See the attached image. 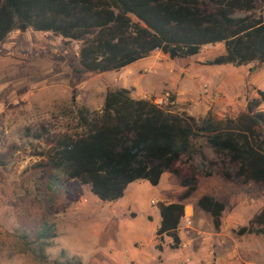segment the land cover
I'll use <instances>...</instances> for the list:
<instances>
[{"label":"rangeland","instance_id":"obj_1","mask_svg":"<svg viewBox=\"0 0 264 264\" xmlns=\"http://www.w3.org/2000/svg\"><path fill=\"white\" fill-rule=\"evenodd\" d=\"M248 14L264 19V1L256 0L251 11H235L233 16ZM77 47L73 41L32 30L12 31L0 43V264H264V235L235 233L264 205L259 186L198 176L196 189L185 200L193 209L179 224V247L169 248V237L162 236L157 249L155 202L177 201V176L164 170L154 186L133 181L120 198L100 201L87 185L59 174L57 181L51 179L39 155L47 142L30 136L41 126L49 135L77 132L76 106L98 110L105 91L119 87L132 88L133 97L151 99L167 92L175 103L163 108L182 111L175 92L196 98L201 87L207 88L202 75L224 66L254 76L244 93L234 89L230 105L218 112L217 105L210 109L222 117L229 107L234 116L256 96L255 89H264V67L203 64L223 51L222 44L215 43L188 58H168L155 50L115 71L75 73ZM258 107L264 110L262 104ZM202 194L224 204L217 231L209 213L196 205ZM44 225L51 226L55 236L48 239L41 259L31 240Z\"/></svg>","mask_w":264,"mask_h":264},{"label":"trees","instance_id":"obj_2","mask_svg":"<svg viewBox=\"0 0 264 264\" xmlns=\"http://www.w3.org/2000/svg\"><path fill=\"white\" fill-rule=\"evenodd\" d=\"M255 1L0 0V43L10 32L26 30L73 41L78 44L75 73L115 71L155 50L168 58H188L215 43L223 51L203 64L264 67V19L233 16L235 11H251ZM131 90H106L98 110L76 106L78 131L73 134L49 135L42 126L30 133L47 142L39 155L51 179L57 181L59 174L87 185L98 200L113 201L133 181L154 186L164 170L177 176V201L155 202L158 249L162 236L169 237V248L179 247L183 200L196 189L198 176L253 183L262 189L264 200V110L258 107L264 104V89H255L256 96L234 116L207 111L200 118L159 107L151 98L132 97ZM196 205L209 213L217 231L224 204L202 194ZM235 233L264 235V205ZM54 236L49 225L34 233L36 256L45 257L43 249Z\"/></svg>","mask_w":264,"mask_h":264},{"label":"crops","instance_id":"obj_3","mask_svg":"<svg viewBox=\"0 0 264 264\" xmlns=\"http://www.w3.org/2000/svg\"><path fill=\"white\" fill-rule=\"evenodd\" d=\"M134 62H132L129 65L135 64ZM224 67H226V68L218 69V70H211V71L206 72L205 75H202V77L207 79V81H208L207 82L208 84L205 85V83H204V86H207V88L201 87L196 94V98L188 99L186 97V94H182V92L176 91L175 92L176 102L178 103L180 110H183L187 114H190L192 116L193 115L194 116L195 115L203 116L206 114L207 111H210V109L214 110L216 105H217L218 107H217L216 111L218 112L219 108L222 109L223 106L230 105L229 103H231V101H232L231 100L232 96L235 94L234 89L238 93H240L239 91L244 93L246 91V88L249 87L248 83L249 82L253 83L254 76H249L245 70L238 69V68H227V66H224ZM247 76H248V79L245 80V78H247ZM251 78H253V79H251ZM135 98H140V97H135ZM187 100H190V102L186 103ZM173 101L175 103L174 99H173ZM262 105L264 106V104H262ZM228 111H229L228 115L230 116V114L232 112V108L228 107ZM217 112H215V113L218 114ZM162 173H161V175H162ZM161 175H160V178H161ZM243 184H246V183H243ZM180 190H181V187H180ZM124 192H125V190H124ZM185 200H186V198L183 200L184 216L181 217V219L178 223L177 233H179L178 232L179 231V224L181 223L182 219L185 217L188 218V216H190L192 209H193L192 205L187 204ZM196 200L197 199H195V202H196ZM157 201L170 202V201L164 200V199H160V200L157 199ZM186 207H188V210ZM187 214H188V216H187ZM187 222L190 223V220L187 219ZM157 224H158V221L155 222V226H157ZM178 236H179V234H178ZM154 242H155V247H156V244L158 243L156 236H154ZM160 248H161V245H160ZM136 252H138V251H136ZM138 254H142V251L138 252Z\"/></svg>","mask_w":264,"mask_h":264},{"label":"built area","instance_id":"obj_4","mask_svg":"<svg viewBox=\"0 0 264 264\" xmlns=\"http://www.w3.org/2000/svg\"><path fill=\"white\" fill-rule=\"evenodd\" d=\"M151 101L159 106V107H165V106H168V105H171L174 103L173 99L170 98L169 94L166 92L164 93L163 95L161 96H157V97H153L151 99ZM189 223V222H188Z\"/></svg>","mask_w":264,"mask_h":264},{"label":"bare ground","instance_id":"obj_5","mask_svg":"<svg viewBox=\"0 0 264 264\" xmlns=\"http://www.w3.org/2000/svg\"><path fill=\"white\" fill-rule=\"evenodd\" d=\"M187 208V210H188V207H186Z\"/></svg>","mask_w":264,"mask_h":264}]
</instances>
